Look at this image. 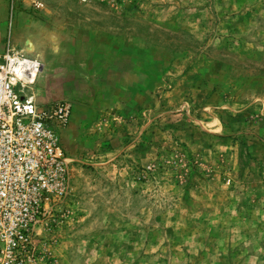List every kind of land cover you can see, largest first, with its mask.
Here are the masks:
<instances>
[{"label":"rangeland","instance_id":"obj_1","mask_svg":"<svg viewBox=\"0 0 264 264\" xmlns=\"http://www.w3.org/2000/svg\"><path fill=\"white\" fill-rule=\"evenodd\" d=\"M4 44L71 106L26 264H264V0H0Z\"/></svg>","mask_w":264,"mask_h":264},{"label":"built area","instance_id":"obj_2","mask_svg":"<svg viewBox=\"0 0 264 264\" xmlns=\"http://www.w3.org/2000/svg\"><path fill=\"white\" fill-rule=\"evenodd\" d=\"M12 3L17 0H10ZM91 2L93 0H80ZM41 10L43 4L32 1ZM42 62L15 46L0 54V256L3 264H26L36 252L37 229L70 194V160L58 129L71 106L42 108L34 86ZM17 262V263H15Z\"/></svg>","mask_w":264,"mask_h":264},{"label":"crops","instance_id":"obj_3","mask_svg":"<svg viewBox=\"0 0 264 264\" xmlns=\"http://www.w3.org/2000/svg\"><path fill=\"white\" fill-rule=\"evenodd\" d=\"M5 45V44H4ZM0 45V48H3V50H2V52L0 53V54H2L3 52H4V48H6L7 47V45ZM22 49V48H21ZM24 49H26L27 50V53H31V50L29 49V48H24Z\"/></svg>","mask_w":264,"mask_h":264},{"label":"bare ground","instance_id":"obj_4","mask_svg":"<svg viewBox=\"0 0 264 264\" xmlns=\"http://www.w3.org/2000/svg\"><path fill=\"white\" fill-rule=\"evenodd\" d=\"M43 64V63H42Z\"/></svg>","mask_w":264,"mask_h":264}]
</instances>
